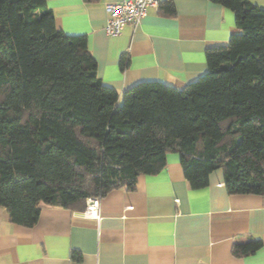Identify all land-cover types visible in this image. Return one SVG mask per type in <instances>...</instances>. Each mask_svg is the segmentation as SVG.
Returning a JSON list of instances; mask_svg holds the SVG:
<instances>
[{
    "label": "trees",
    "instance_id": "16d2710c",
    "mask_svg": "<svg viewBox=\"0 0 264 264\" xmlns=\"http://www.w3.org/2000/svg\"><path fill=\"white\" fill-rule=\"evenodd\" d=\"M210 1L233 11L235 28L205 49L206 71L181 88L137 82L118 103L86 36L56 28L46 0H0V206L10 222L32 227L41 204L83 210L87 197L133 191L170 152L193 189L221 169L229 194H264V9ZM159 8L175 13L172 0Z\"/></svg>",
    "mask_w": 264,
    "mask_h": 264
},
{
    "label": "crops",
    "instance_id": "0c3cea01",
    "mask_svg": "<svg viewBox=\"0 0 264 264\" xmlns=\"http://www.w3.org/2000/svg\"><path fill=\"white\" fill-rule=\"evenodd\" d=\"M115 1L46 4L56 28L86 36L97 75L118 91V103L140 81L181 88L195 80L207 68L205 49L226 44L235 28L233 11L218 3L172 0L173 15L148 8L133 31L109 36L104 5ZM250 1L264 9V0ZM84 210L41 204L37 222L24 227L10 222L0 206V264H264V194H229L221 169L193 189L177 152L166 155L158 173L139 175L135 190L100 197L98 220ZM256 239L262 245L254 253L232 254L234 244Z\"/></svg>",
    "mask_w": 264,
    "mask_h": 264
},
{
    "label": "built area",
    "instance_id": "2783aa9c",
    "mask_svg": "<svg viewBox=\"0 0 264 264\" xmlns=\"http://www.w3.org/2000/svg\"><path fill=\"white\" fill-rule=\"evenodd\" d=\"M159 0H120L104 5L107 14L104 31L109 36H118L133 31L146 15L148 8H158ZM99 196L87 197L84 216L99 219Z\"/></svg>",
    "mask_w": 264,
    "mask_h": 264
}]
</instances>
